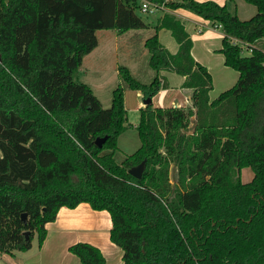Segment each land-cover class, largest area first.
<instances>
[{
    "label": "trees",
    "instance_id": "16d2710c",
    "mask_svg": "<svg viewBox=\"0 0 264 264\" xmlns=\"http://www.w3.org/2000/svg\"><path fill=\"white\" fill-rule=\"evenodd\" d=\"M152 1L222 26L219 51L239 78L211 99L213 76L193 56L184 24L162 16L145 41L154 78L143 83L125 65L118 74L152 98L168 87L160 72L174 71L185 77L183 87L194 89L193 105L141 107V145L118 163V138L129 126L125 88L119 84L105 108L74 74L97 47V30L148 26L137 12L142 3L0 0L1 252L27 251L35 235L42 246L46 224L62 206L88 202L110 213V239L123 250V264H264V50L244 55L233 42L264 37V0H245L257 8L248 19L214 0ZM161 28L171 30L176 53L160 42ZM143 160L137 178L129 170ZM244 167L254 172L250 181L241 177ZM69 251L81 264H106L90 242Z\"/></svg>",
    "mask_w": 264,
    "mask_h": 264
},
{
    "label": "crops",
    "instance_id": "0c3cea01",
    "mask_svg": "<svg viewBox=\"0 0 264 264\" xmlns=\"http://www.w3.org/2000/svg\"><path fill=\"white\" fill-rule=\"evenodd\" d=\"M214 1L228 5L229 1L234 2L235 0ZM152 11L159 12L158 20L165 14H172L182 21L193 40V56L196 60L207 66L211 74V65L213 66L214 60H217L219 63L225 61V56H223V54L218 53L216 55V53L213 52V50H215L214 44H216L219 39L222 43V39L225 35L220 25H215L213 22L211 23L201 16L183 8L172 9L165 5L158 4V7L152 9ZM155 25L156 24L153 23V25H149L146 28L149 27L155 30ZM165 29L166 28H161L159 30L160 40H162L163 45L170 52L176 53L179 44L173 36H171L172 38L167 36ZM221 47H218L219 50ZM95 49L96 47L90 53ZM169 72L172 71L162 70L160 72V74L164 76L168 87L161 88L158 93L152 97L153 106L164 108L192 106L194 89L182 86L185 77L181 78L180 85H176V89H174L171 83L172 81L169 78ZM235 77L237 81L239 73H237ZM135 93L137 97L141 98H138L137 108L139 109L146 105V98L142 97L140 91ZM211 99H213L212 96ZM192 122L194 126L195 117H193ZM46 227L48 234L42 246L38 245L37 239V243L35 244L33 242L32 247L27 251H15L14 254L4 253L2 258L10 264H81L80 258L70 252L69 247L76 242L86 241L98 246L102 250L106 258V264H123V250L110 239L112 220L107 210L93 209L88 202H81L75 208L62 206L58 211L57 218L54 221L47 222Z\"/></svg>",
    "mask_w": 264,
    "mask_h": 264
},
{
    "label": "rangeland",
    "instance_id": "374dc122",
    "mask_svg": "<svg viewBox=\"0 0 264 264\" xmlns=\"http://www.w3.org/2000/svg\"><path fill=\"white\" fill-rule=\"evenodd\" d=\"M138 1L139 3H142V1L149 0ZM227 7L232 12L237 13L241 19H248L257 11L255 5L250 4L245 0H235L234 2L229 1ZM179 8H183L194 13L187 8ZM137 12L142 16L148 26L153 25V23L157 25L159 21V12H154L152 10L143 11L141 8H137ZM207 21L212 23L210 20ZM156 25L154 28H156ZM154 32L155 30L149 27L131 29L119 35L113 29L97 30L96 33L99 39L98 47H96L92 53L86 56L84 62L74 74V78L76 80L83 81L92 87L94 93L101 100L105 108L111 106L113 90L119 84L123 85L125 88V106L127 108L129 126L119 135L118 138V150L115 153V160L118 163H122V161L128 155L134 153L141 145L139 133L136 128L140 119V108H137L138 98H141L137 97L135 93L140 90L127 87L118 74V68L120 65H125L129 67L131 73L138 80L143 83H149L154 78L156 71L149 64L150 54L147 47L145 46V41L147 37L151 36ZM165 32L167 33L168 37L172 38L171 36L173 35L170 29L166 28ZM158 35L160 40L159 32ZM160 42L163 44L162 40H160ZM233 42H237L243 46L244 55H250L252 48L254 47L264 50V37L248 44H243L242 41L237 38L233 39ZM214 45L215 50H213V52H215L216 55L218 53L223 54L221 51H219V48L222 46L221 40L219 39ZM211 71L213 74V89L211 96L214 99L222 91L232 87L235 84L237 79L235 76L239 72L236 69L226 65L225 61H223V63L222 61L219 63L217 60L213 61V66L211 65ZM182 77L184 76L174 71L169 72V78L172 81L171 83L174 86V89H176V85H180V80ZM142 97H144L143 93ZM253 173L254 172L251 167H244L241 172L243 181H250L253 178ZM171 181L173 184L176 183L175 166L171 167ZM37 239L38 237L35 235L33 239L35 244L37 243ZM3 254L4 253L0 251V264H10L2 258Z\"/></svg>",
    "mask_w": 264,
    "mask_h": 264
},
{
    "label": "water",
    "instance_id": "95a60500",
    "mask_svg": "<svg viewBox=\"0 0 264 264\" xmlns=\"http://www.w3.org/2000/svg\"><path fill=\"white\" fill-rule=\"evenodd\" d=\"M149 103H152V98L151 97H148V98L145 99V104H149ZM106 138H107V136H105V137H98L96 139V144L98 146H102L103 143L105 142ZM145 163H146V160H143L139 165L131 168L129 170V172L132 175H134L135 177L140 178L142 176V174H143V170L145 168ZM22 217H23L24 220H26L27 213H23ZM25 234L28 237L29 236V231H26Z\"/></svg>",
    "mask_w": 264,
    "mask_h": 264
},
{
    "label": "built area",
    "instance_id": "2783aa9c",
    "mask_svg": "<svg viewBox=\"0 0 264 264\" xmlns=\"http://www.w3.org/2000/svg\"><path fill=\"white\" fill-rule=\"evenodd\" d=\"M157 7H158V3H156L152 0H149V1H143L142 2L141 9L143 11H148V10H152L154 8H157Z\"/></svg>",
    "mask_w": 264,
    "mask_h": 264
}]
</instances>
